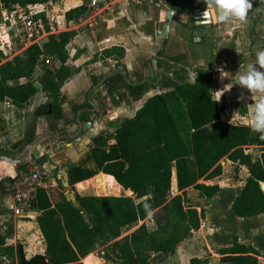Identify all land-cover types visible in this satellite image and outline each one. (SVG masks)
I'll return each instance as SVG.
<instances>
[{"label":"crops","instance_id":"1","mask_svg":"<svg viewBox=\"0 0 264 264\" xmlns=\"http://www.w3.org/2000/svg\"><path fill=\"white\" fill-rule=\"evenodd\" d=\"M91 1L44 0L39 7L44 10L40 14L45 21L44 32L34 42L22 46L23 57L28 59H0V67L7 63L19 65L33 84L38 83L36 93L21 106H15L8 97L0 100V158L11 160L0 159V182L13 178L28 162H34L44 173L41 188L53 206L66 201L77 206V195L100 196L93 193L91 183L105 182V177L111 175L99 172L90 179L70 184V168L94 170L90 153L94 138L115 133L123 121L134 118L149 98L171 92L172 81L184 79L192 83L200 72L211 73L210 92L220 108L221 120L229 124L251 126L253 108L264 95L233 84L248 64L255 63L256 53L264 49V0H252L253 7L244 22L219 23L211 15L198 19L193 12L178 13L164 0H94L96 8ZM75 9L78 10L72 12ZM10 10H2L1 14ZM169 10L173 14L168 32L161 37L157 34L162 32ZM63 32L72 33L65 47V66L71 76L60 87L61 114L54 117L42 86L62 64L46 45L50 36ZM34 45L41 54L32 57L27 50ZM221 69L228 72L227 77H221ZM46 105L48 110L41 114ZM25 152L24 159L16 162ZM226 160L237 165L246 179L244 166ZM221 176L203 182L217 184L220 191L216 180ZM245 179L231 198L226 214L220 210L219 202H214L219 191L207 198H214L210 201L216 211L213 210L216 218L207 234L214 233L209 238L203 234L200 221L199 229L183 238L171 255L149 253L148 264H163L182 243L194 244L197 238L192 237L199 234L209 246V253L219 257L215 264H231L221 260L220 250L231 246L235 239L257 250L258 264H264V213L241 218L231 210ZM119 190H123L122 186ZM122 195L126 194L119 196ZM39 214L35 209L18 213L6 188L0 189V235L6 246L20 244L27 256L41 252ZM148 217L151 221H147ZM148 217L138 223L143 221L141 225L154 232V220L151 215ZM210 239L215 242L216 253L209 245ZM194 258L206 264L200 254L191 260Z\"/></svg>","mask_w":264,"mask_h":264},{"label":"trees","instance_id":"2","mask_svg":"<svg viewBox=\"0 0 264 264\" xmlns=\"http://www.w3.org/2000/svg\"><path fill=\"white\" fill-rule=\"evenodd\" d=\"M198 1L202 0H166L172 10L183 14L192 13L193 4ZM43 2L0 0V21L1 11L10 10L13 5ZM71 37V32L52 35L46 45L62 64L42 86L54 117L61 114L60 87L71 76L65 66V47ZM27 52L32 57L41 54L36 45ZM212 82V74L207 72H200L192 83L174 80L171 92L149 98L134 118L123 121L115 133L96 136L90 150L96 168H70L69 183L102 172L115 178L105 177L111 191L122 186L126 195H77V206L67 201L53 206L47 192L40 188L32 209L40 213L37 227L42 251L27 256L22 245L6 246L0 235V264H101L92 260V253L149 215L156 230L150 232L143 224L130 237L116 242L118 258L113 264H148L149 253L171 255L183 238L200 227L201 213L184 205L185 190L194 187L206 198L218 193L217 184L201 180L220 176V161L225 158L244 166L248 173L232 203L233 213L241 218L264 213V193L260 187L264 183V139L249 125L221 120L220 108L210 92ZM36 91L19 65L7 63L0 67V100L8 97L15 106H21ZM47 110L48 105L41 114ZM250 146L259 148L257 158L252 156ZM171 178L181 194L172 196ZM11 181L8 178L0 182V189L4 191ZM173 216L187 226L186 232L162 236ZM220 254L222 261L231 264H258V251L238 243L237 239L221 249ZM5 255L10 258L8 261ZM105 257L109 259L108 254ZM201 263L194 258L189 264Z\"/></svg>","mask_w":264,"mask_h":264},{"label":"rangeland","instance_id":"3","mask_svg":"<svg viewBox=\"0 0 264 264\" xmlns=\"http://www.w3.org/2000/svg\"><path fill=\"white\" fill-rule=\"evenodd\" d=\"M45 25V21H44ZM10 49L8 51H0V59L2 58H11L15 61L17 60H24L28 59L27 57H23L24 51L22 50V45L17 41L16 38H13ZM42 64H40L41 66ZM26 66V65H25ZM166 81L164 80V83ZM186 135V134H185ZM252 156L254 158H257L259 148L256 146H250L249 147ZM221 166L224 167V170L222 172L221 177L217 178L216 182L220 186V191L217 194V199L214 200V202H219V206L221 207L220 210L226 214L228 211V204L233 197V195L237 192V189L240 188L243 180L245 179V175L243 172H240L241 169L236 165H232L230 163H227L226 159H223L220 161ZM174 170V169H173ZM201 181H206L201 180ZM89 184V183H88ZM91 189L93 190L94 194L100 195V196H119L120 194H126L125 190H114L111 191L108 187V184L106 182H92L90 185ZM172 195H178L181 194V192H178L175 188V185L172 186ZM184 205L187 209H194L201 213V222L203 224V234H207L210 232L211 224H214V219L216 218V213L213 212L215 209L212 207V203L210 200L213 199H207L204 196H202L197 189L194 187H190L185 190L184 193ZM218 206V205H217ZM214 210V211H213ZM212 212V213H210ZM216 212V211H215ZM86 220H89V217L85 215ZM149 217L147 218V221H151ZM143 221L140 223H137L133 227H130L126 230H124L120 237L111 239L104 244L100 245L95 252L92 253L93 257L92 260L100 261L101 264H113V261L118 258V251L115 249V243L126 239L130 237V235L136 230L134 229L135 226L141 225ZM147 223V222H145ZM201 224V225H202ZM213 228V227H212ZM187 226L180 223L178 219L173 216L170 226L165 230L164 233H162V236H168V235H174V234H183L186 232ZM214 233V232H213ZM207 234L206 237H210L211 234ZM197 241H194V244L191 242L184 244L182 243L176 254L173 257H170L167 259L163 264H188L192 257H194L197 254H200L201 258L205 259L206 264H215L217 263V260L219 257L210 254L209 253V246L206 245L202 239L201 235H197L196 237ZM210 247L215 252L217 247H215V242H212V239H210L209 242ZM216 253V252H215ZM109 255V259L105 257V255ZM5 259L8 261L10 258L5 255ZM83 263V262H82Z\"/></svg>","mask_w":264,"mask_h":264},{"label":"built area","instance_id":"4","mask_svg":"<svg viewBox=\"0 0 264 264\" xmlns=\"http://www.w3.org/2000/svg\"><path fill=\"white\" fill-rule=\"evenodd\" d=\"M148 1V0H137ZM166 1V0H164ZM198 1L193 4V13L200 10ZM91 6L96 8L94 0ZM40 4L35 5H13L10 11H3L0 21V51H8L13 38L20 45L25 46L34 42L44 32V21L40 14L44 10L39 9ZM49 28L52 24L49 22ZM49 62V61H48ZM44 173L34 162H28L26 167L19 170L12 181L7 184L6 190L11 195L14 206L18 213L29 211L36 201L38 190L43 183Z\"/></svg>","mask_w":264,"mask_h":264},{"label":"clouds","instance_id":"5","mask_svg":"<svg viewBox=\"0 0 264 264\" xmlns=\"http://www.w3.org/2000/svg\"><path fill=\"white\" fill-rule=\"evenodd\" d=\"M206 9L203 14L211 15L214 22H227L239 20L244 22L252 9V0H204ZM258 66V67H257ZM221 77H227L222 69ZM251 92L264 94V49L256 53L255 63L247 65V70L235 77V82ZM243 98V97H242ZM251 129L259 133L260 138L264 139V95L255 104L252 113Z\"/></svg>","mask_w":264,"mask_h":264},{"label":"water","instance_id":"6","mask_svg":"<svg viewBox=\"0 0 264 264\" xmlns=\"http://www.w3.org/2000/svg\"><path fill=\"white\" fill-rule=\"evenodd\" d=\"M205 8H206V4H205V2H202V3L200 4V9H205ZM204 11H205V10H199L197 13L194 14V16H195L196 18L199 19V18H201L202 16L205 15V14H203ZM172 14H173L172 10H169V11L167 12V16H166L167 22L164 24V27H163L162 32H161L160 34H157V35H159V36H161V37H165V36H166V34H167V32H168V28H169V21H170L171 18H172ZM33 85H34L35 88H38V83L35 82ZM26 154H27V152H25V154L22 156V158L19 159V160H17L16 162H21V161L24 159V156H25ZM0 159L7 160V161H11L10 159H8V158H6V157H1ZM70 165L72 166L71 162H70ZM260 187H261V190H262L263 193H264V183H261V184H260ZM143 199H146V197H143Z\"/></svg>","mask_w":264,"mask_h":264}]
</instances>
